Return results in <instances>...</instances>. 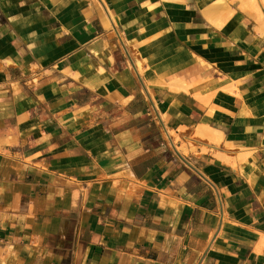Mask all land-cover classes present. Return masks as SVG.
Listing matches in <instances>:
<instances>
[{"label":"crops","instance_id":"crops-1","mask_svg":"<svg viewBox=\"0 0 264 264\" xmlns=\"http://www.w3.org/2000/svg\"><path fill=\"white\" fill-rule=\"evenodd\" d=\"M0 0V264H264V0Z\"/></svg>","mask_w":264,"mask_h":264},{"label":"rangeland","instance_id":"rangeland-1","mask_svg":"<svg viewBox=\"0 0 264 264\" xmlns=\"http://www.w3.org/2000/svg\"><path fill=\"white\" fill-rule=\"evenodd\" d=\"M252 3L257 5V2L255 0H252ZM264 3V2H263ZM264 5V4H263Z\"/></svg>","mask_w":264,"mask_h":264}]
</instances>
